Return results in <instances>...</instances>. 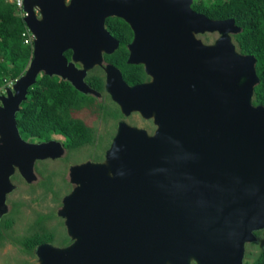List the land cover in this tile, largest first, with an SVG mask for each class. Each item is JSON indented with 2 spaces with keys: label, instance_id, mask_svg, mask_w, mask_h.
Listing matches in <instances>:
<instances>
[{
  "label": "water",
  "instance_id": "obj_1",
  "mask_svg": "<svg viewBox=\"0 0 264 264\" xmlns=\"http://www.w3.org/2000/svg\"><path fill=\"white\" fill-rule=\"evenodd\" d=\"M192 1L23 0L34 39L24 73L0 94V218L15 188L11 176L33 182L36 160L64 152L59 140L28 141L17 127L40 73L98 95L85 76L102 66L121 113L137 112L155 126L149 133L120 120L101 161L70 165L73 187L57 210L70 242L38 244L37 264H243L245 243L264 227L256 60L237 50L232 34L241 28L233 18L210 19ZM110 16L130 26L127 63L142 64L149 81L130 85L103 63L119 46L105 27ZM203 33L218 36L205 43Z\"/></svg>",
  "mask_w": 264,
  "mask_h": 264
},
{
  "label": "trees",
  "instance_id": "obj_2",
  "mask_svg": "<svg viewBox=\"0 0 264 264\" xmlns=\"http://www.w3.org/2000/svg\"><path fill=\"white\" fill-rule=\"evenodd\" d=\"M191 7L210 19L233 18L241 28L240 32L232 34V39L239 52L255 57L259 83L254 87L252 103L264 105V0H193ZM105 27L119 41L113 53L104 54L105 60L118 67L129 84L146 79L148 76L142 64L127 63V43L133 37L128 23L122 18L110 16L105 20ZM24 29L25 22L18 14L15 2L0 0V85L7 77H19L29 64L32 46L23 42ZM64 54L70 59L71 50ZM88 83L95 89H103V74H91ZM95 100L94 96L78 91L57 75L40 73L16 113L19 133L28 141L61 138L63 147L70 150L79 148L92 141L94 130L76 113L83 107L91 106ZM12 221L11 217L0 221V226L4 227L0 228V237L7 232ZM41 228V231L21 239L25 250L32 253L38 244L54 241V232L43 226ZM69 242V237L65 236L62 245ZM244 264H264V249L253 260H244Z\"/></svg>",
  "mask_w": 264,
  "mask_h": 264
},
{
  "label": "rangeland",
  "instance_id": "obj_3",
  "mask_svg": "<svg viewBox=\"0 0 264 264\" xmlns=\"http://www.w3.org/2000/svg\"><path fill=\"white\" fill-rule=\"evenodd\" d=\"M217 36V33L198 35L205 43H212ZM90 73L102 72L94 67ZM111 100L108 94L103 93L91 106L83 107L76 113L94 130L90 143L72 150L64 149L63 154L55 159L36 160L34 172L37 179L33 182H26L17 171L11 176L15 188L6 196L9 211L0 221L7 217H11L13 221L7 232L0 237V264H37L34 250L32 253L25 250L21 239L41 231V226L54 232L52 244L62 246L64 237L68 235L57 210L61 207L63 196L69 193L73 186L69 181V167L88 159L101 161L116 133L118 120L123 119L152 133L155 127L150 120L141 118L137 113L123 116L119 109L114 108ZM56 140L62 142L61 138ZM40 216H43V219H40ZM0 228H4L3 225ZM261 230L263 231L257 239L247 243L244 260H253L264 249V227Z\"/></svg>",
  "mask_w": 264,
  "mask_h": 264
},
{
  "label": "flooded vegetation",
  "instance_id": "obj_4",
  "mask_svg": "<svg viewBox=\"0 0 264 264\" xmlns=\"http://www.w3.org/2000/svg\"><path fill=\"white\" fill-rule=\"evenodd\" d=\"M132 40V39H131ZM129 43V42H128ZM127 43V44H128ZM117 49V48H116ZM115 49V50H116ZM114 50V51H115ZM113 51V52H114ZM112 52V53H113ZM105 54V53H104ZM104 54H103V58H104ZM65 55V54H64ZM70 58H71V55H70ZM68 59V58H67ZM103 63H109V62H107L106 60H105V58H104V61H103ZM79 67H80V65H79ZM95 67H97L98 69H100L101 71H102V74H103V89H95V88H93L91 85H90V83H88V78H89V76L91 75V71L94 69V67L92 68V69H90L88 72H87V74H86V76H85V82L91 87V88H93V89H95L96 91H98V95H93V94H88V95H92V96H94L95 98H99L100 96H102V94L103 93H105V94H108L106 91H105V88H104V84H105V72H104V69H103V67L102 66H95ZM121 71V70H120ZM147 75V74H146ZM148 76V75H147ZM150 80V77L148 76L146 79H144L143 81H141V82H139V83H142V82H146V81H149ZM129 84V83H128ZM134 84H137V83H134ZM130 85H132V84H130ZM109 95V94H108ZM110 96V95H109ZM111 101H113V100H111ZM112 103H114V108L115 109H119V111L121 112V110H120V108H119V106H118V104L117 103H115L114 101L112 102ZM133 113H137V112H133ZM122 114V113H121ZM138 114V113H137ZM123 115V114H122ZM124 116V115H123ZM129 116V115H128ZM128 116H125V117H128ZM141 117V116H140ZM142 118V117H141ZM143 119H145V118H143ZM120 120H123V119H120ZM120 120H118V122L120 121ZM145 120H150L151 122H152V120L151 119H145ZM118 122H117V125H118ZM128 123V122H127ZM152 124H153V122H152ZM117 125H116V127H117ZM154 125V124H153ZM155 127V126H154ZM146 129V128H145ZM155 129V128H154ZM154 129H153V131H154ZM147 130V129H146ZM148 131V130H147ZM153 131H152V133H153ZM149 132V131H148ZM151 133V132H150ZM62 144V143H61ZM63 146V145H62ZM64 149H67V148H65L64 147ZM67 150H70V149H67ZM104 158V157H103ZM89 160V159H88ZM85 161H87V160H85ZM94 161V160H93ZM95 161H99V160H95ZM82 162H84V161H82ZM73 187V186H72ZM72 189V188H71ZM8 211H9V209H8ZM5 215V214H4ZM3 215V216H4ZM3 216L0 218V220L3 218ZM263 230H255L254 231V235L255 236H259L260 235V233L262 232ZM247 243H250V242H246L245 243V251H246V245H247ZM192 264H195L194 262H192ZM243 264H244V260H243Z\"/></svg>",
  "mask_w": 264,
  "mask_h": 264
},
{
  "label": "built area",
  "instance_id": "obj_5",
  "mask_svg": "<svg viewBox=\"0 0 264 264\" xmlns=\"http://www.w3.org/2000/svg\"><path fill=\"white\" fill-rule=\"evenodd\" d=\"M12 2H15L16 7H17V11L19 16H21L24 20V17L27 15V12H25L23 10V0H10ZM22 38H23V42L24 44H29L31 46H33V39H34V35L31 32V30L26 26L25 24V29L22 32ZM18 78H14V79H8L5 78L2 82V84L0 85V92L5 90L6 87H11V85L17 80ZM4 92V91H3ZM2 92V93H3ZM1 94V93H0Z\"/></svg>",
  "mask_w": 264,
  "mask_h": 264
},
{
  "label": "bare ground",
  "instance_id": "obj_6",
  "mask_svg": "<svg viewBox=\"0 0 264 264\" xmlns=\"http://www.w3.org/2000/svg\"><path fill=\"white\" fill-rule=\"evenodd\" d=\"M248 223H249V220H248Z\"/></svg>",
  "mask_w": 264,
  "mask_h": 264
},
{
  "label": "clouds",
  "instance_id": "obj_7",
  "mask_svg": "<svg viewBox=\"0 0 264 264\" xmlns=\"http://www.w3.org/2000/svg\"><path fill=\"white\" fill-rule=\"evenodd\" d=\"M257 237V236H256Z\"/></svg>",
  "mask_w": 264,
  "mask_h": 264
}]
</instances>
